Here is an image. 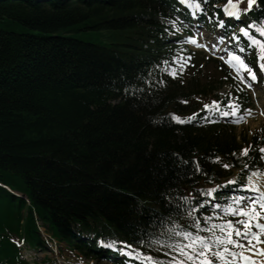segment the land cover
Masks as SVG:
<instances>
[{
    "label": "trees",
    "instance_id": "trees-1",
    "mask_svg": "<svg viewBox=\"0 0 264 264\" xmlns=\"http://www.w3.org/2000/svg\"><path fill=\"white\" fill-rule=\"evenodd\" d=\"M241 3L249 23L264 24V0L247 12ZM173 4L0 0V264H25L23 243L45 249L38 223L80 252L94 245L77 234H94L171 264L178 233L207 237L216 224L200 208L206 187L245 165L264 171L258 134L172 119L196 120L224 84L247 100L219 62L221 84L174 61ZM173 67L183 73L173 78Z\"/></svg>",
    "mask_w": 264,
    "mask_h": 264
},
{
    "label": "snow or ice",
    "instance_id": "snow-or-ice-1",
    "mask_svg": "<svg viewBox=\"0 0 264 264\" xmlns=\"http://www.w3.org/2000/svg\"><path fill=\"white\" fill-rule=\"evenodd\" d=\"M180 3L185 4L188 7H195L196 9L201 8V4L197 0H180ZM256 3V0H248V9L244 10L247 12L251 10L253 4ZM225 14L229 17L239 19L241 15V10L238 7L236 0H227V5L225 6ZM220 26H224V22H220ZM254 28L255 32L259 34L260 37H264V24H259L258 26L253 23H247L245 27L240 28L241 34L247 38L249 41V47H252L257 50V59L259 63V69L261 72H264V39H258L257 36L251 34L248 29ZM191 43L195 44L196 40H192ZM245 49L241 48L240 52H243ZM228 59L225 60V63L229 66L230 69H233L238 78L243 82L245 79L244 73L247 74V77L252 81L257 80V76L253 67L250 66L245 58L233 53H228ZM190 59V57H189ZM221 59H224L221 57ZM182 70V69H181ZM178 73L173 70L170 75L173 78L176 77ZM251 87V85H249ZM186 103V101H182ZM205 110L215 109L218 110L219 102L213 101L211 104L203 105ZM232 108L231 112L225 111L220 113L224 117L229 115L235 116L237 108L234 105H229ZM196 114L194 113L193 116ZM172 119L177 123H185L192 119V117L181 118L172 115ZM238 120H242L243 117H238ZM249 149H242L241 155H247ZM260 152L264 154V148L260 149ZM235 155V154H234ZM220 157H216L214 162H219ZM224 168H229L231 165L223 164ZM248 165H245L247 168ZM199 170V167L197 168ZM256 173H253L255 176ZM228 183H233L229 181ZM251 184V178H250ZM247 190L256 191L254 184L249 187V185L244 186ZM215 192V189L207 193L208 196H212ZM234 204L239 205L238 207H233L229 205L225 212L233 217H237L236 220H229L222 224H212L210 228L205 229L211 233L210 236L204 237L192 232H182L178 233L182 237V242H177L175 245H169L177 255L172 257L171 264H236L237 258L243 262V264H257V261L254 260L251 256L244 255L243 251L236 252L232 249L240 248L248 252H255L258 255L264 256V250H258L255 248L253 241L257 243H264V240L260 239V235L264 234V192L260 193L258 197H241L239 200H234ZM203 208L204 205H201ZM215 208H220L219 204L214 205ZM209 220L211 217L208 218ZM197 228L199 230V223H197ZM253 229H258L259 231H254ZM217 231L220 235H217ZM242 240H247V246L242 243ZM231 245V248L228 247ZM101 246L107 248H115L116 245L114 242H101ZM128 251L120 249L129 258H140L139 253L135 252L132 249L131 245H126ZM143 259L152 262L153 257H144ZM159 264V262H155Z\"/></svg>",
    "mask_w": 264,
    "mask_h": 264
},
{
    "label": "rangeland",
    "instance_id": "rangeland-1",
    "mask_svg": "<svg viewBox=\"0 0 264 264\" xmlns=\"http://www.w3.org/2000/svg\"><path fill=\"white\" fill-rule=\"evenodd\" d=\"M197 31L203 35L204 34L212 35V36H208L207 38L209 41L211 40L212 46L221 53L230 49V47L232 46V44L231 45L229 43L227 44V42L221 43L222 45L219 44L221 39L218 36L217 37L213 36L216 34H221L222 31H216L213 33L211 30L204 28H199ZM212 56L213 54L201 52L198 53L197 56H195L192 59V61H190L189 63H192L195 66L194 67L195 71L199 73L198 75L203 81L217 79L219 84H221L222 77L220 76V71H218V69L215 67V63L211 61V59L213 58ZM221 57L224 58V61L222 59L219 60V62H221L222 64L225 62V60L229 58L228 54L225 53L222 56H220V58ZM224 66H226V68L229 69V67L226 64ZM185 70H187V67L185 68ZM193 73L195 72L190 73L189 76L193 75ZM256 74L260 75L259 72L258 73L256 72ZM245 81H247V79H245ZM230 91H231L230 87L224 84L222 86H219L217 91H215V95L219 96L220 98H225L230 93ZM259 92L260 91L258 90H256L254 93L250 92L252 95V100H251L252 108L251 110L245 112L242 115L243 119L239 120L235 124V127H233L235 131V135L239 140H242L243 138L251 139L256 134H258L259 137L264 138V100L263 98H259ZM262 140H263L262 138L259 139V141ZM261 148H264V144H261L259 150ZM250 178H251V184H250ZM252 184H254L257 189H259L261 186H264V175L256 173V175L253 176V174H251V176H249V178L246 180V185L251 186ZM207 204L213 206V203H207ZM38 225L40 226L41 234L47 236L46 233L48 232L45 230L44 227H42V224L39 223ZM59 246L61 253L58 256L52 254V252H43L35 249H30L27 247L25 250H23V255L33 264H57L58 259L60 262H62V264H110L106 261H103L101 263L90 261L85 257L79 255L75 251H71L64 244H60Z\"/></svg>",
    "mask_w": 264,
    "mask_h": 264
}]
</instances>
